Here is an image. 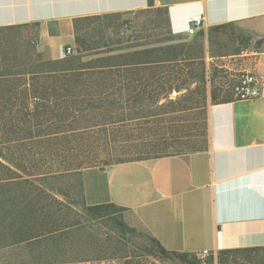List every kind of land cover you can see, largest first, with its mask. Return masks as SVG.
<instances>
[{
  "label": "crops",
  "instance_id": "0c3cea01",
  "mask_svg": "<svg viewBox=\"0 0 264 264\" xmlns=\"http://www.w3.org/2000/svg\"><path fill=\"white\" fill-rule=\"evenodd\" d=\"M158 10L167 12L172 36L201 45L202 54L194 58L201 57L209 69L238 67L253 74L261 95L246 101L230 95L212 105L205 149L86 169L85 202L124 208L126 224L167 251H262L264 0H154L153 7L147 0H0V29H32L30 40L43 61H61L76 53L77 20L115 15L127 36L144 15ZM194 15L202 16L203 24L188 35ZM214 28L234 35L211 34Z\"/></svg>",
  "mask_w": 264,
  "mask_h": 264
},
{
  "label": "trees",
  "instance_id": "16d2710c",
  "mask_svg": "<svg viewBox=\"0 0 264 264\" xmlns=\"http://www.w3.org/2000/svg\"><path fill=\"white\" fill-rule=\"evenodd\" d=\"M156 13L163 18V41L138 40L126 48H115L117 44L98 46L88 31L91 28L82 35L81 26L118 17L87 18L75 22L79 55L46 62L36 54L9 70L0 65V252L36 247L39 241L76 226L65 227L71 220L62 209L46 205L38 183L63 174L82 176L86 169L102 167V156L107 154L112 157L104 162L111 165L170 156L162 145L166 137L149 135L129 141L117 138L135 120L144 122L143 130L152 124L149 120L160 117L150 108H162L157 104L169 93L166 86L177 76L176 71H162L161 66L178 63L185 54L189 55H185L186 61L203 62L201 57L189 58L188 43L170 34L167 12ZM226 30L214 28L211 34ZM82 49L89 52L88 57L80 56ZM198 54H202L201 48ZM120 145L126 149L120 150ZM113 147L115 154L111 153ZM54 161L63 169H53L50 164ZM114 211L123 213L125 209L114 204L86 206V212L95 219L114 217ZM116 224L124 235L141 234L119 219ZM147 238L150 254L178 264H200L196 255L167 251L150 235ZM259 251L229 250L219 255Z\"/></svg>",
  "mask_w": 264,
  "mask_h": 264
},
{
  "label": "rangeland",
  "instance_id": "374dc122",
  "mask_svg": "<svg viewBox=\"0 0 264 264\" xmlns=\"http://www.w3.org/2000/svg\"><path fill=\"white\" fill-rule=\"evenodd\" d=\"M163 24L162 16L155 12L144 15L137 24V28L131 29L132 32L127 36H122L121 25L115 22V18L94 21L89 26L85 23L81 26L80 33L84 35L86 29L91 28L88 31L92 33V39H95L94 42L98 46H111L121 41L125 43L124 46L128 47L138 40L141 41L140 43L163 41L165 39ZM225 32L227 36L234 35L229 29ZM32 33L30 28L0 32V65L2 64V68L9 70V67L19 66L32 60L33 55L36 56L37 50L30 40ZM86 35L88 36V33ZM128 41H130L129 44ZM96 44H92L93 47ZM187 46L191 49L189 58L199 55L198 50L201 45L191 43ZM81 52L80 56H89L87 50L82 49ZM77 55L79 53L76 47V53L72 56ZM185 55L180 57L181 60L178 63L161 66L162 71H176L177 76L171 84L166 86L169 93L165 94L157 104L162 105V108H150L152 114H160V117L149 120L152 124L147 125L143 130L141 128L143 121H133L117 137L120 141H129L127 139L149 135L166 137L167 141L162 142V145L167 155L192 153L207 148L209 109L212 105L233 95L232 88L242 72L238 70V67L221 71L209 69L205 60L203 62L197 59L186 61L184 60ZM173 111L177 112L168 114ZM114 147L111 153L115 154ZM118 147L120 150L126 149L125 145ZM102 157L103 161L100 162V166H112L111 162H104V159L112 155L107 154ZM5 165H7L6 162ZM50 165L53 169H63L56 161ZM37 186L45 193L43 198L47 199L46 205H50L53 210L62 209L69 217L71 221L65 227L71 224H76V226L60 230L54 238L39 241L36 247L33 245L20 250L2 251L0 252V264H63L101 259H119L126 264H178L160 255L150 254L148 248L151 243L145 231L138 230L141 234L136 235L121 233L116 219L126 223L125 212L114 211V217L98 219L91 217L86 212L88 205L84 199L82 176L63 174L58 179L38 183ZM34 190H36L35 187ZM40 197L42 199V196ZM54 221L52 220V223ZM199 263L201 264L200 261ZM206 264H264V250L223 257H220L219 252L211 253Z\"/></svg>",
  "mask_w": 264,
  "mask_h": 264
},
{
  "label": "built area",
  "instance_id": "2783aa9c",
  "mask_svg": "<svg viewBox=\"0 0 264 264\" xmlns=\"http://www.w3.org/2000/svg\"><path fill=\"white\" fill-rule=\"evenodd\" d=\"M188 35H196L201 29L203 24V17L200 15L191 16L188 19ZM71 50H67V54H70ZM232 94L236 100L246 101L258 98L261 93L258 88L257 79L251 73L242 72L237 82L232 88ZM210 252L204 251L197 255L198 260L201 264H206L207 258L210 256ZM63 264H126L124 261L119 259H101V260H86L77 261L73 263H63Z\"/></svg>",
  "mask_w": 264,
  "mask_h": 264
},
{
  "label": "water",
  "instance_id": "95a60500",
  "mask_svg": "<svg viewBox=\"0 0 264 264\" xmlns=\"http://www.w3.org/2000/svg\"><path fill=\"white\" fill-rule=\"evenodd\" d=\"M147 5L148 7H153L154 6V0H147ZM101 170H104L103 168Z\"/></svg>",
  "mask_w": 264,
  "mask_h": 264
}]
</instances>
